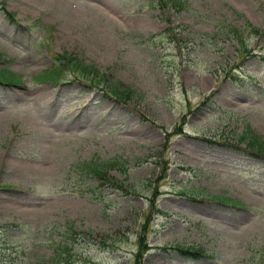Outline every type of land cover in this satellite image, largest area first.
Returning <instances> with one entry per match:
<instances>
[{
	"label": "rangeland",
	"instance_id": "obj_1",
	"mask_svg": "<svg viewBox=\"0 0 264 264\" xmlns=\"http://www.w3.org/2000/svg\"><path fill=\"white\" fill-rule=\"evenodd\" d=\"M147 1L0 0V264H264V0Z\"/></svg>",
	"mask_w": 264,
	"mask_h": 264
},
{
	"label": "trees",
	"instance_id": "obj_2",
	"mask_svg": "<svg viewBox=\"0 0 264 264\" xmlns=\"http://www.w3.org/2000/svg\"><path fill=\"white\" fill-rule=\"evenodd\" d=\"M167 1H169V3L171 4V5H173L174 7H176L177 8V10H179V9H181L182 8V5H183V2H184V0H167ZM147 2H150V0L149 1H147ZM176 3V4H175ZM162 4H166L167 5V3H166V1H164V0H152V2L151 3H149V5L151 6H155V7H159V6H161ZM1 9L7 14V15H9V20H12V15H10V14H8V12H6L2 7H1ZM14 23H15V25H17V21L16 20H14L13 21ZM55 60L56 61H60L62 64H64V62H66V63H69L70 62V64H72L73 65V67L75 66V67H78V63H77V61H74V59H72L70 56L69 57H66L65 55H61V56H59L58 58H55ZM62 60V61H61ZM58 65H60V64H58ZM57 65V66H58ZM60 67L61 66H59V67H57L56 69L59 71V69H60ZM78 69H79V71H85L83 68H81V66L80 67H78ZM50 73H53V72H48L47 73V75L48 74H50ZM55 73H56V71H55ZM54 74V73H53ZM58 74V73H57ZM17 79L16 78H14L12 75H11V73H9L8 71H7V68L5 69V68H3V69H1L0 68V82H1V84H7L8 82H12V83H17V81H16ZM93 85V84H92ZM94 86V85H93ZM115 87L116 86H112V93L113 92H115L116 90H115ZM249 142L248 143H246V145H247V148H249V151L251 152V153H255V152H263L264 151V143H261V141H259V140H257V139H255V138H249ZM103 171V169H101V168H99V166H97V163H93V164H91V167H90V170H88V171H86V172H90V174H94L95 176L97 175V174H99L100 175V172H102ZM105 178H103L100 182H106V184H110L111 186H116V185H114L115 183V181H113L111 178H106V180H104ZM214 197L213 198H215V199H217L218 201H220V202H223L224 203V201H226V200H228V202L229 203H231V204H233L234 205V203H239V202H233V201H230L228 198H225V197H223V198H219L218 196H216V195H213ZM212 198V199H213ZM240 204V203H239ZM142 244V243H141ZM143 245V244H142ZM141 246H140V243H139V252H141L142 253V251H141ZM179 249H181L182 251H184V253L185 252H187V253H189V255H191V256H193V255H195V253H197L198 251H200V248H196V247H194V248H192V247H188V246H184V247H179ZM62 252H64V251H62ZM201 255V254H200ZM194 257V256H193Z\"/></svg>",
	"mask_w": 264,
	"mask_h": 264
},
{
	"label": "bare ground",
	"instance_id": "obj_3",
	"mask_svg": "<svg viewBox=\"0 0 264 264\" xmlns=\"http://www.w3.org/2000/svg\"><path fill=\"white\" fill-rule=\"evenodd\" d=\"M48 104V103H47ZM50 105V104H49ZM54 105V104H53ZM52 107V106H51ZM48 117V116H47ZM47 121V120H46ZM47 124V123H46ZM49 125V124H48ZM255 125V124H254ZM255 126H257V124L255 125ZM258 126H260L261 127V124H259ZM258 126H257V128H258ZM47 128V127H46ZM64 128V127H63ZM62 128V129H63ZM66 128V127H65ZM56 129V128H55ZM48 130V129H47ZM45 131V130H44ZM208 211V210H207Z\"/></svg>",
	"mask_w": 264,
	"mask_h": 264
}]
</instances>
